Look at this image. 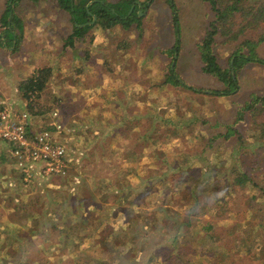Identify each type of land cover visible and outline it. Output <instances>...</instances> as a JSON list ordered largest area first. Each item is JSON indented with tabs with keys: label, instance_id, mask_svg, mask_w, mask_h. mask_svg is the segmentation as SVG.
Returning a JSON list of instances; mask_svg holds the SVG:
<instances>
[{
	"label": "rangeland",
	"instance_id": "1",
	"mask_svg": "<svg viewBox=\"0 0 264 264\" xmlns=\"http://www.w3.org/2000/svg\"><path fill=\"white\" fill-rule=\"evenodd\" d=\"M105 1L110 5L118 2V0ZM135 2L137 17H133V22L122 26L116 24L107 30L98 25L87 30L79 37L85 41L78 49L77 56L74 55L77 50L74 45H61L43 64L44 66H38L34 60L37 55L34 49L28 50L23 56L14 57L13 50L10 51L11 54L9 53V58L14 60L11 61L13 69L15 71L20 69L17 73L18 84L14 89L17 96L21 97V108L10 102L2 103L0 107L8 108L12 113H26L28 116L26 134L29 138L43 131H49L54 138V133H60L65 127L57 103H54L52 98L45 99L47 91L41 94L39 90L37 94L33 93L24 98L19 85L32 77L37 69L46 67L50 68L47 80L56 84L61 83L57 89L64 92L66 83L71 82L69 78L84 79L85 74L94 65H99L100 68L106 67L112 54H115V60H122L121 54L111 53L104 48L105 40L97 43L95 42L97 39H139L136 43L137 48L146 52L141 56H146V59L142 58L146 63L140 65L145 67V79H142V76L140 79L145 82L147 88V103H150L146 109L147 113L153 112L155 103L154 108L161 107L163 116L175 108L179 112V117L175 118L178 119V123L176 122V125L172 123V127L179 128L177 133L172 127L166 128V118L160 121L149 119V123L146 120L143 123L141 121L145 126V131L140 130L144 138L135 140L140 141V146L135 145L134 140L131 141L139 155L131 158L133 170L125 171L123 178L116 175L107 179L104 175L106 172L103 174L90 172V182L94 185L96 180L99 182L104 180L109 183L105 191L109 190L111 193L100 192L95 196L93 191L92 195L85 196L84 203L90 204L86 206L85 215L88 218L80 222L97 223L100 231L96 235H91L86 226H79L81 237L84 239L73 241L75 235L70 232L65 236V241H72L70 248L75 249L68 250L67 257L55 256L61 257L58 263H50L176 264L174 261L179 251L184 252L182 257L180 256L181 264L185 262L186 264H236L244 254L247 256L243 258L242 264H264V258L261 257L264 255V129H259L251 122L250 111L244 105L253 98V95L264 97V41L259 44L256 51L259 61L245 62L236 73L230 69L237 87L227 94V98L221 99L211 94V90L222 88L223 85L215 77L203 72V64L200 60L199 43L204 33L211 30L209 24L213 19V13L205 3L201 0H172V8H170L167 0H136ZM251 3V0H247L245 7L249 8ZM56 5V0L39 2L19 0L12 5V12L10 10L7 12V17L6 14L3 17L2 22L5 25L3 23L0 25V35L10 38L7 35L15 33L18 29L15 25L12 26L13 29L4 28L11 12L14 17L18 14L24 28L27 29L23 32L25 37L23 33H15L16 37L11 36V39L64 41L73 32V19L68 12ZM172 15H176L175 20L172 19ZM96 19V17L92 19L90 24L96 22ZM239 29L240 27L237 26L232 31ZM252 31L250 28L245 30L237 39H228L222 34L215 36L216 43L213 49L221 66L227 65V58H231L237 45L249 40L252 42L257 40L255 32ZM124 44H130L126 52L134 46L133 41H125ZM28 46L32 47L34 44ZM0 49L3 50L1 46ZM14 50L23 52L19 45ZM242 50L245 52L247 48L244 47ZM169 76L178 83L169 82ZM95 78L100 80L98 76ZM103 78L105 89L113 86L114 82L111 78L106 79L104 76ZM192 88L196 90L193 91ZM3 89L2 83L0 92L4 91ZM125 90L131 91L127 88ZM52 95L55 94L52 92ZM2 98L9 100L10 96L5 97L3 93ZM228 99L234 102L224 103ZM185 101L191 104L190 109L185 110L187 116L182 117L181 109ZM259 106V103H256L254 108ZM215 107L219 109L213 111ZM120 109L121 106L112 109V120L116 119L114 113H118V117L122 116ZM49 110H51L50 120L48 119L47 126L31 132L30 115L36 112L45 114ZM54 111L57 112L56 116L52 115ZM83 113L79 114L80 117ZM139 113L141 110L133 109L128 115L136 116ZM85 114L87 115L88 112ZM199 117L206 119L205 122L202 123ZM216 119L235 125L231 128L233 131L226 135L225 126L221 125L219 129L212 126ZM253 119L260 120L259 117L254 116ZM52 121L59 123L60 129L51 125ZM158 123H163L158 127L159 134H156L159 138L153 140L150 136L151 131ZM193 126L196 129H192ZM135 130L134 120L127 121L122 126V136L127 140L129 133L132 134ZM0 139L9 144V153L15 163V170L19 173L20 184L27 189L29 187L25 184L30 185L35 181V172L33 173L35 165H38L41 176L38 172L37 174L44 180H55L57 177L72 179L76 175L70 176L71 160L65 144L67 172L62 173L47 171L48 161L33 159L32 156L21 161L22 165H20V161L14 156L13 144L3 138ZM207 142L209 144L205 145ZM203 145L205 146L202 149ZM138 147L140 151H137ZM202 150L204 151L201 153ZM161 152L164 154H155ZM119 154L116 158L121 159L122 151ZM157 158L160 161H157ZM168 160H177L174 170H170L166 164L161 165ZM77 167L81 168V165ZM96 174L97 178H95ZM182 176L187 182L181 186L179 179ZM244 176L248 177L247 182L240 184ZM251 178L255 183L250 186ZM117 184V188L109 189ZM120 186H124L123 190L118 189ZM37 191L40 193L38 195L36 193L35 198L34 196L31 198L36 200L37 207H42L52 198L56 200L58 196L57 190L49 195L41 189ZM84 192L91 194L88 189H84ZM117 192L116 195L120 198L114 200L111 194ZM39 198L42 199L38 200ZM101 198L107 200L101 202L98 208L95 207L94 202ZM77 206L72 204L69 209L73 210ZM60 208L57 205L49 210L57 211ZM65 211L67 210L64 209L63 212ZM72 216V214L64 216L63 220L53 219L54 222L50 226L48 221L39 224L38 228L45 227V229L36 239L49 240L53 243L46 253L43 252L44 255L50 254L51 257L57 254L53 252L58 249L53 242L58 239L55 233L58 231L57 228L65 226L64 222L70 221ZM89 216H92L91 221ZM76 223L81 224L77 221ZM243 226L250 227L249 231L254 230L252 235L254 241L249 254L244 253V246L248 240L242 237L238 239V228ZM64 245L65 242L60 247ZM163 245L172 249V252L165 254L163 247L161 248ZM157 252L161 255L157 256ZM256 254L258 258L255 257ZM251 257L254 260H251Z\"/></svg>",
	"mask_w": 264,
	"mask_h": 264
},
{
	"label": "crops",
	"instance_id": "2",
	"mask_svg": "<svg viewBox=\"0 0 264 264\" xmlns=\"http://www.w3.org/2000/svg\"><path fill=\"white\" fill-rule=\"evenodd\" d=\"M89 4L87 3L86 6ZM6 7L7 0H0V25L3 23ZM130 8L128 13L132 10ZM11 12L8 15V19H6L4 28H12L9 27ZM93 16L96 17L92 15V18ZM16 17L19 19V25L15 33H19V31L26 32L27 29L24 28V24L18 14ZM15 33H9L7 36L10 38L5 37L3 34L0 35V46L3 48V50L0 49V87L2 88V83L4 84V91L0 92V104L10 102L21 108V97L19 93V96H17L14 89L18 84L17 73L20 69L17 71L13 69V62L11 63V61L14 60L9 58L10 51L13 50L12 55L16 57L23 56L28 50L34 49L37 52L34 60L38 66H44L43 64L49 60L54 51L56 52L61 45H65V40L11 39L13 36L14 38L16 37ZM23 36L25 37V33H23ZM83 40L74 39L73 45L77 48L74 53L75 56L79 55L78 49L83 44ZM91 40L93 41L94 39ZM101 40L106 41L104 43L105 49L111 53L121 54L122 60H115V54H112L106 67L100 68L98 67L99 65H94L85 74L84 79L69 78L71 82L66 83L64 92L57 89L61 83L56 84L49 80L40 90L41 94L47 91L45 99L49 100L52 98V101L57 103V109L62 115L61 118L65 129L60 133H54V135L56 140L63 142L68 148L72 171L70 176L76 174L74 178L55 177V180H44V178L40 177L38 165H35L33 166L35 181H32L30 185L25 184L29 187L28 189L25 188V186L20 184L19 173L15 170V163L9 153V144L0 139V264H54L50 262L58 263V261H61V257L55 256L67 257V251L75 249L70 248L72 241H65V236L70 234V232L74 233L75 237L72 240L76 241L84 239L81 237L79 226H86L87 231L91 235H96L100 231L97 223L80 222L82 219L88 218L85 214L87 213L86 208L90 204L84 203L85 196L92 195L93 191H95L93 193L95 196L100 192L111 193L109 190L105 191L109 183L104 180L103 182L100 181L101 183L96 180L93 185L90 182V172L98 174L106 172L104 175L109 179L116 175L123 178L125 171L133 170L131 165L133 160L131 158L138 156L139 152L137 153L134 150V145L131 144V141L134 140L135 145L139 144L140 146V141L135 140L144 138L140 133V130L145 131V126L142 123L145 120L147 123L149 122L146 115L147 106L150 104L147 103V88L145 82L140 79V76L145 79V67L140 65L146 63L143 60L146 59V56L141 57L146 52L137 48L136 43L139 39H97L95 42L101 43ZM125 41H133L134 46L128 52L126 51L130 44H124ZM95 42L92 44L94 45ZM30 44H34V46H28ZM17 45L23 49V52L20 53L14 50ZM65 46L68 45L66 44ZM2 58L6 60L3 61ZM4 62L5 65H3ZM94 63L96 64L95 61ZM99 68L100 70H98ZM95 74L100 77L99 81L96 80L95 77L97 76H94ZM103 76L106 79L108 77L111 78L116 86L113 84L109 89H105ZM125 88L131 91H127ZM62 89L63 87H61ZM114 89L115 92L113 93ZM52 92L55 95H52ZM3 93L5 97L10 96V99L2 98ZM120 106L122 116L118 117V113H114L116 119L113 118L112 120V109ZM133 109H136V111L141 110V113L136 116L128 115V113H132ZM50 111L45 114L36 112L30 115L29 129L31 132L47 126L48 119L50 120ZM86 112H88L87 115L85 114ZM80 113H83L81 117ZM130 120H134L136 130L132 134L129 133V138L126 140L122 136L121 129L123 124ZM137 149V151H140V147ZM121 151L122 158H116ZM80 165L81 168L77 167ZM97 177L98 175L96 174L95 178ZM119 180L123 181L122 179ZM114 182L112 181V183ZM117 187L118 184L109 189ZM39 189L43 190L47 195L57 190V199L52 198L42 207H37L36 200L31 198H33L32 196L35 198L36 193L37 195L40 193V191H37ZM84 189L90 190L91 194L84 192ZM41 199L39 198L38 200ZM101 199H96L94 202L95 207L98 208L101 202L107 200L105 198L104 200ZM72 204L74 206L78 205L77 208L72 207L73 210H70L69 207ZM57 205L61 207L59 210H49L51 207H57ZM64 209L67 211L63 212ZM71 214L73 216L70 221L64 222L66 223L65 226H57L58 231L55 234L58 239L53 241L55 247L57 246L58 248L53 252H57V254L51 256L53 259L49 257L50 254L44 255L53 243L49 240L36 239L39 233L44 232L43 229H45V227L43 229L38 228L39 224H44L48 221V226H50L54 222L53 219L63 220L64 216H71ZM89 218L91 221L92 216H89ZM76 221L81 224H77ZM64 242L66 245L60 247Z\"/></svg>",
	"mask_w": 264,
	"mask_h": 264
},
{
	"label": "trees",
	"instance_id": "3",
	"mask_svg": "<svg viewBox=\"0 0 264 264\" xmlns=\"http://www.w3.org/2000/svg\"><path fill=\"white\" fill-rule=\"evenodd\" d=\"M18 1L19 0H7L6 17H7V12L12 10V5L16 4ZM31 1L39 2L40 0H31ZM89 1L91 2L86 7V4ZM135 1L136 0H118V2L110 5L105 0H56L57 2L56 7L63 9L65 12H68L73 19L72 20L73 32L67 37V39H65V45L66 44L70 46L73 45L74 39H79V37H81L87 30L94 28L97 25L99 27H102V29L107 30L109 29V27L116 24H120L122 26V24L131 23L132 21H134L133 17L134 16L137 17V12L135 10L137 9V3ZM167 1L170 4V8H172V0H167ZM201 1H203L205 5L208 7V9L213 13V19L209 24L211 30L204 33L203 39L199 43L200 60L203 64V72L215 77L218 80V82L223 85L222 88L219 87L215 89L213 88L211 90V94L216 95L221 99L227 98L226 97L227 94L233 92L237 87L235 80L231 76L230 67L232 66V70H234V72L236 73V71L239 68L243 67V64L245 62L260 60L258 59L256 51L258 49L259 44L263 43L264 41V0H251L252 5L249 8L245 7L247 0H201ZM133 3H134V9L130 13H128V10ZM92 15H95L97 19L96 22L90 24L88 22H90L93 19ZM175 17L176 15H172L173 20H175ZM12 25H15L16 27L19 25V19L17 17H14L13 15L11 16L9 21V26L12 27ZM237 26L240 27V29L235 32L232 31ZM249 28L253 30L252 32H255V36L257 40L255 42L249 40L241 43L240 45H237V48L235 52L231 55V58L230 57L227 58L228 59L227 65L221 66V64L217 60V55L214 53V49H213V46L216 43L215 36L217 34H222L223 37L227 36L228 39H237L241 33H244L245 30ZM19 33H23V31H19ZM18 38H20V36H18ZM244 47L247 48V51L245 52H243L242 50L244 49ZM49 71L50 68H46V67L37 69L32 77H30L29 79H27V81L19 85L21 95L24 98H27L33 93L37 94L38 93L37 91L41 90L48 81L47 75ZM168 81L171 83H176V84L178 83V81L177 80L174 81L173 77L171 76H169ZM194 90L196 89H193V91ZM230 101L231 100L228 99L224 101V103L226 102V104L227 103L232 104V102H234L231 101L230 103ZM185 102H186L185 105L181 109L182 117L187 116V112H185V110L188 111L190 109L189 106L191 103L188 101ZM256 103H259L260 106L254 108ZM244 105L250 111L249 118L251 122L254 125H256L259 129H264V126H262L264 124V97L259 98L253 95V98L246 101ZM155 106L156 103L153 105V112L146 113L147 120L150 119L152 121H160L166 118L167 119L166 128H171L172 123H175V125L176 122L178 123V119L175 120L176 117H179L178 115L179 112L176 108L174 110H171L169 114L163 116V114L161 113L162 108L158 106V108L155 109L154 108ZM218 109L219 108L215 107L212 110L217 111ZM236 111H238V109ZM253 116L259 117L260 120L253 119ZM205 120L206 119L204 118H200V121L202 123H204ZM222 121L223 120L220 121L216 119L215 123L212 126H215V128L218 129L220 128L221 125L225 126L224 129L227 130L226 135H229L233 131L231 128H234L235 125L229 122H222ZM180 122L181 121H179V123ZM162 124L163 123H158L155 126L156 128L151 131L150 136L152 137L153 140H157L159 138L156 134H159L158 127ZM196 126H200V125H196ZM172 128L174 129L175 133L178 132L179 128L177 126H173ZM192 129H196V128L193 126ZM199 129L201 130V127H199ZM221 133L222 132H219V134ZM168 134L169 132H167L166 135ZM208 144L209 142H207L205 145ZM205 145H203L202 149L204 148ZM204 150H202L201 153ZM155 154L157 155L164 153L161 152ZM158 160L159 158H157V161ZM176 162L177 160H168L166 163H162L161 165L166 164L168 165L170 170H174V166L177 165ZM243 174L247 175V173H243ZM190 176H191V172H190ZM247 179L248 177L244 176V179L240 182V184L243 183L245 184L247 182ZM249 181L251 182L250 186L254 185L255 180L253 178L249 179ZM179 182L182 186V184L187 182V179L184 176H182L179 179ZM123 187L124 186L118 189L123 190ZM116 194H118V192L111 194L114 200H118L120 198V196H117ZM245 228L246 227L244 226L243 228L242 227L238 228L237 233H238V239L239 237H242V239L248 240V243L244 246L245 247L244 253L249 254V251L252 249L251 246L253 245V241H254L252 237V235H254V230L251 229L249 231L250 227L248 226L246 229ZM242 244L244 245L245 242H243ZM162 247L164 249L165 254L172 252L171 251L172 249H168V246L163 245L161 246V248ZM230 252H234V251L230 250ZM183 253L184 252L177 251V257L174 263L181 264L180 256L182 257ZM156 255L159 256L161 254L157 252ZM226 255H225V261H226ZM245 256L247 255L244 254V257ZM244 257L242 258L240 257L236 264H242V260ZM255 257L258 258L259 256L256 254ZM261 257L264 258V255ZM251 260H254L253 257H251ZM183 264H186V262Z\"/></svg>",
	"mask_w": 264,
	"mask_h": 264
},
{
	"label": "built area",
	"instance_id": "4",
	"mask_svg": "<svg viewBox=\"0 0 264 264\" xmlns=\"http://www.w3.org/2000/svg\"><path fill=\"white\" fill-rule=\"evenodd\" d=\"M53 116L57 112L52 113ZM26 113H12L6 107H0V138L8 140L13 144L14 156L21 161L32 156L33 159H46L48 161L47 171L67 172L66 170V147L64 143L53 138L49 131L34 134V137H27ZM57 129L61 125L51 122Z\"/></svg>",
	"mask_w": 264,
	"mask_h": 264
},
{
	"label": "water",
	"instance_id": "5",
	"mask_svg": "<svg viewBox=\"0 0 264 264\" xmlns=\"http://www.w3.org/2000/svg\"><path fill=\"white\" fill-rule=\"evenodd\" d=\"M134 5H131V9L133 8ZM130 9V10H131ZM10 15V14H9ZM95 19V17L93 16V20ZM230 69L232 70V66L230 67ZM233 74V73H232Z\"/></svg>",
	"mask_w": 264,
	"mask_h": 264
}]
</instances>
